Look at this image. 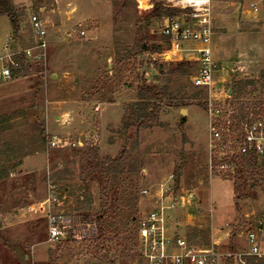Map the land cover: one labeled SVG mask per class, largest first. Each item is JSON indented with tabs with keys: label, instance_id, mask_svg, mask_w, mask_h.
I'll return each mask as SVG.
<instances>
[{
	"label": "rangeland",
	"instance_id": "374dc122",
	"mask_svg": "<svg viewBox=\"0 0 264 264\" xmlns=\"http://www.w3.org/2000/svg\"><path fill=\"white\" fill-rule=\"evenodd\" d=\"M4 3L24 12L19 45L31 43L27 21L35 13L45 22L48 50L44 67L25 66L15 80L0 84V264H146L136 229L140 219L160 205L169 239L178 236L194 246L208 247L214 235L220 253H245V234L259 221L264 223V196L259 183L249 180L237 200L238 213L235 195L232 203L229 194L240 189L239 183L233 175L210 174L207 93L191 98L196 90L190 80H174L169 85L171 97L176 101L186 94V107L170 108L171 100L164 99L160 127L132 128L126 135L121 131L128 106L136 102V88L142 83L156 86L163 77L156 68L164 63L163 53L167 52L170 63L183 57L170 58L159 34L162 19L146 22L155 5L168 8L170 3L153 0L152 9L140 7L137 0H0V5ZM210 3L216 55L219 61L227 60L224 72L218 63L222 74L214 75L212 99L264 115V85L259 80L264 73V0ZM251 4H256L258 12L251 10ZM73 31H84L85 36L71 37ZM12 33L7 17L0 16V48ZM238 34H246L240 43L235 40ZM143 37L148 45L162 44L161 53L122 58L121 50ZM239 48L243 49L239 52ZM118 58L122 59L117 64ZM233 80L234 87L254 84L234 99L228 95ZM181 119H185L183 125ZM53 137L75 146L50 148ZM38 144L39 152L30 154ZM80 148L97 149L102 159H115L126 149L131 152L127 158L138 155L142 167L130 179L128 174L122 176L123 186L110 189L105 197L109 185L100 169H88L73 158L74 150ZM24 160L29 162L25 165ZM63 170L68 171L66 176L59 174L64 180L48 181ZM121 190L136 199V206L129 198L122 208L117 206L123 213H116L113 203ZM53 191L60 206L53 205L50 211L72 217L77 225L71 237L56 243L48 242L46 224L45 202ZM85 195H89L88 204L79 206L78 198ZM232 206L231 217L217 220V210ZM193 235L197 237L192 239ZM259 241L264 253L263 235ZM226 264L239 263L228 260Z\"/></svg>",
	"mask_w": 264,
	"mask_h": 264
},
{
	"label": "built area",
	"instance_id": "2783aa9c",
	"mask_svg": "<svg viewBox=\"0 0 264 264\" xmlns=\"http://www.w3.org/2000/svg\"><path fill=\"white\" fill-rule=\"evenodd\" d=\"M153 0H137L140 7L152 9ZM173 9L180 11L162 18L159 34L165 41L170 58L183 56L177 62H188L195 67L190 79L192 87L207 93L205 102L208 117L207 151L209 171L215 177L234 176L235 170L243 158L264 160V115L240 110L230 104L215 103L212 86L218 65L212 58V38L214 20L211 0H164ZM164 6V5H162ZM166 7V6H164ZM167 8V7H166ZM251 10L258 12L256 4ZM28 27L32 36L31 43L21 47L14 36H10L0 48V84L15 80L25 66L35 64L45 66L47 61L48 40L45 22L32 13L28 17ZM71 37L82 38L84 31H73ZM164 62L166 54L164 52ZM183 54V55H182ZM50 148L74 147L72 143L62 142L53 137L48 142ZM165 192H169V189ZM146 195V191L141 192ZM47 240L58 242L64 236L73 235L77 227L72 217L53 213L50 207L60 206L56 191L46 200ZM263 222L259 221L254 230L247 231L248 249L245 253H220L214 245L197 247L184 238L166 236V218L162 205L148 212L137 225L136 236L142 248V257L146 264H225L233 260L244 264L245 257L263 258L260 251L259 235L264 237Z\"/></svg>",
	"mask_w": 264,
	"mask_h": 264
},
{
	"label": "trees",
	"instance_id": "16d2710c",
	"mask_svg": "<svg viewBox=\"0 0 264 264\" xmlns=\"http://www.w3.org/2000/svg\"><path fill=\"white\" fill-rule=\"evenodd\" d=\"M40 3L37 2V4ZM33 10V9H32ZM179 9H173V8H165L160 5H155L152 9V11L149 13V15L146 17V22H149L151 19H162L167 16H172L178 13ZM24 13V12H23ZM23 13H18L14 10L11 3H4L3 5H0V16H6L10 26L13 31V36L18 40L20 43L22 39L21 34V19L20 17L23 16ZM147 37H143L141 41H138L137 39L134 41V44L131 48L125 47L122 51V58L129 56L131 54H138V53H149L152 55L160 54L162 51V44H151L148 45ZM22 43V42H21ZM165 43V41H164ZM122 58H118L116 60V63L118 64ZM167 66V71L164 72V67ZM157 72L159 76H163L159 80V84L156 86H149L145 83H142V85L138 86L136 88V102L130 104L126 110V113L124 114L122 124H121V131L123 135H126L128 131L132 128H135L136 131L139 130H146L150 129L152 127H160L161 123L158 120L160 111L163 108L162 101L164 99H170V103L168 107L170 108H183L186 107L187 104L185 103V96L186 94H183L179 100H176L171 97V93L169 92V85L174 80H185L188 81L191 79L195 67L188 62L182 61L177 63H170V62H164L160 65L156 66ZM260 81L263 82L264 85V73L260 75ZM191 84V81H190ZM232 93L231 97H236V99L239 98L240 93L248 86L253 85L254 83H241L235 85L234 87V80L232 81ZM240 85V86H239ZM192 87V84H191ZM193 88V87H192ZM195 89V88H194ZM196 92L192 95L191 98H196L199 95H202L203 91L195 89ZM235 99V98H234ZM204 102L200 103V106H203ZM181 125L185 123V119L180 120ZM41 135H44V129L41 130ZM41 144H38V147L36 150L32 151L30 154H36L39 152V149H41ZM136 149V146H135ZM134 150V147H133ZM131 152H127L126 149L123 150V152L119 155V157L115 159L110 158H99L98 157V150L97 149H89V148H80L77 150H74L73 158H78L79 161L86 164V167L88 169H91L92 167L100 169V173L103 177L105 185L108 184L109 186L106 188V190L103 192L105 197H108V193L110 189H114L115 187H122L123 183L120 181V178L122 176L127 175V179H130L133 177V175H136L139 173L142 162L139 157L130 158L128 159ZM128 161V163H127ZM20 165V163H19ZM239 172H237L232 178L236 181V183H239L240 189H235L233 191L235 195V210L236 212L240 213V208L237 204V200L241 198L242 191H245L247 188V184L249 180H256V184L259 183V186L261 188V193L264 196V160L263 161H256L254 158H243L240 160L238 165ZM66 170L60 171V173L52 175L51 178H48V181L55 179L58 180L59 177H61V180H64L65 178L60 176L62 173L64 176L68 175L66 174ZM60 174V175H59ZM60 196V195H59ZM118 198L116 196V200L113 203L114 211L116 213H123V211L120 209H117V206L122 208L124 206V202L126 200H129L131 198V195L127 192L121 190L118 194ZM89 195H85V197H79L78 198V204L81 205H87ZM84 198V199H82ZM132 204H136V199H130ZM119 202L121 204H119ZM134 202V203H133ZM136 206V205H135ZM85 210V209H84ZM88 211V209H87ZM264 215V214H263ZM86 217L88 215H85ZM102 221V217L98 215L97 217V224L99 225V233H102L100 222ZM126 224L122 225V228L125 231ZM234 234V233H232ZM197 237L196 235H193L191 237L194 239ZM189 243V242H188ZM191 244V243H189ZM192 245V244H191ZM244 264H264V257L263 258H257V257H245ZM231 261V260H229Z\"/></svg>",
	"mask_w": 264,
	"mask_h": 264
},
{
	"label": "crops",
	"instance_id": "0c3cea01",
	"mask_svg": "<svg viewBox=\"0 0 264 264\" xmlns=\"http://www.w3.org/2000/svg\"><path fill=\"white\" fill-rule=\"evenodd\" d=\"M215 36V33H214V35H213V37ZM246 36V34H238V36H236L235 37V40L237 39L238 40V42L240 43V40L241 39H239V38H241V37H245ZM217 38H219V40H220V42H222V41H224V37H222L221 35H217ZM247 43L248 42H245L244 44H246L247 45ZM242 44V43H241ZM240 44H238V46H239ZM237 47V46H236ZM215 48H216V43L213 41V38H212V58H213V60L215 61V63L218 65V69L220 68L219 67V64L218 63H220V64H223V66H222V68H221V70L220 71H222V72H224V66L226 65V62H227V60H225V59H222V61H219V59H218V57H217V55H216V50H215ZM238 48V47H237ZM243 48H239L238 49V51L239 50H242ZM240 52V51H239ZM222 72H219V70L217 71V73L219 74H222ZM216 73V74H217ZM216 76V75H215ZM231 88V87H230ZM228 95H229V92H228ZM229 97H230V95H229ZM28 160V159H27ZM29 161H25L24 160V164L26 165L27 163H28ZM210 185V184H209ZM233 196V192H232V190L230 191V194H229V198L232 200V197ZM209 200H210V205H211V208H212V205H213V201H212V197H211V195H210V193H209ZM232 203H233V200H232ZM212 210H213V208H212ZM232 212H233V206H232V208H231V210H226V209H221V210H217L216 211V213H217V220H219L220 218H222V216H226V215H228L229 214V216L231 217V214H232ZM230 219V218H229ZM247 234V233H246ZM246 234H245V236H244V242H245V244H246V247H245V251L244 252H246L247 251V249H248V243H247V239H246ZM212 244L214 245V246H218V244L219 243H217V242H215V239H214V235H213V237H212ZM215 242V243H214ZM230 250V249H229ZM244 250V249H243ZM231 251V250H230ZM232 252V251H231ZM242 253V252H241ZM228 261H226V263H227ZM225 263V264H226Z\"/></svg>",
	"mask_w": 264,
	"mask_h": 264
},
{
	"label": "water",
	"instance_id": "95a60500",
	"mask_svg": "<svg viewBox=\"0 0 264 264\" xmlns=\"http://www.w3.org/2000/svg\"><path fill=\"white\" fill-rule=\"evenodd\" d=\"M230 94H231V88L229 89V95ZM180 113H181L182 117H184L186 115L187 111L183 109L180 111Z\"/></svg>",
	"mask_w": 264,
	"mask_h": 264
},
{
	"label": "bare ground",
	"instance_id": "6f19581e",
	"mask_svg": "<svg viewBox=\"0 0 264 264\" xmlns=\"http://www.w3.org/2000/svg\"><path fill=\"white\" fill-rule=\"evenodd\" d=\"M142 1H144V0H142Z\"/></svg>",
	"mask_w": 264,
	"mask_h": 264
}]
</instances>
